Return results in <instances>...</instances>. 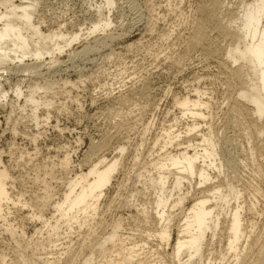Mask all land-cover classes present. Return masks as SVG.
I'll use <instances>...</instances> for the list:
<instances>
[{"label": "bare ground", "instance_id": "bare-ground-1", "mask_svg": "<svg viewBox=\"0 0 264 264\" xmlns=\"http://www.w3.org/2000/svg\"><path fill=\"white\" fill-rule=\"evenodd\" d=\"M36 4V1L15 4L14 0H0V10L5 8V12L0 11L2 78L5 74L1 72H27L41 66L45 60L41 64L38 61L44 59L45 54L62 53L86 35L83 30L42 32L34 18ZM103 4L94 11L95 19L87 32L88 36L103 33L95 39L96 43L116 37L113 33H106L113 23L104 13L114 5V1L103 0ZM243 8V13H240L237 8L226 5L224 0H200L196 6L198 22L193 27L185 53L173 63L185 64L198 50L204 59L214 60L220 65L231 97L228 110L241 117L240 123L244 125L243 128L239 123V130H242L248 144L245 149L247 158L227 150L225 145L228 143L219 138L212 123L208 125L209 122H205L207 130L203 129L200 121L208 117L205 110L210 109L209 102L195 90L193 95L187 94L175 100L182 116L162 128V136L153 140L150 159L136 173V182L141 189L130 196L128 207L137 208L134 217L140 228L136 230L138 234L121 232L124 229L121 218L110 225L109 232L98 233L99 228H103L98 218L100 201L121 170L117 156L108 159L105 154L98 155L99 151L110 149L109 141L100 136L98 140H91L86 152L89 158L98 157L89 161L87 171L67 179L63 201L52 200L53 195L46 186L41 203L44 209L30 216L33 220L45 222L43 228L36 230L41 235L38 240H34V236L24 239L25 236H19L18 231L11 227L14 224L10 211L19 209L23 201L10 193L8 170L0 168V228L5 227L19 246L24 243L33 250L31 259L23 258L13 264H77L79 259L83 260L81 264H224L228 256L231 262L226 264H264V251L257 259L247 254L255 224L244 217L247 211L254 213L258 196L264 194V163L256 160L252 146L253 134L264 143V0H245ZM48 40L54 43L52 49L46 48ZM58 40L64 43L60 45ZM225 41L227 43L222 44ZM133 45L130 43L126 47ZM83 48L85 52L90 51L88 46ZM26 60L36 62L30 64ZM50 60L56 63V58L51 57ZM2 78L0 99H5L8 92L3 88ZM64 82L67 84L69 81ZM54 84L48 81L45 85L36 83L29 87L25 103L31 104L30 117L36 125L50 119L49 108L55 103L47 95ZM40 89L44 94L39 92ZM147 90L151 91L148 85ZM14 93L17 100L23 96L20 83ZM129 98L121 96L119 103ZM41 107L46 110V117L39 114ZM186 117L191 121L184 123L186 126L182 128L185 132L179 131L181 118ZM152 126L153 122L145 124L146 132H150ZM115 149L122 154L126 147L117 146ZM70 154H64L59 161L64 170L72 164ZM1 157L0 154V163ZM139 160L140 155L137 154L136 162ZM253 180L260 185H253ZM138 194L147 198L140 206L135 203ZM24 206L22 204L20 210H24ZM49 207L55 214L46 219L44 210ZM75 233L82 235L76 248L68 244V249L58 248L64 243H58L62 239L74 241L71 236ZM221 242L226 244L223 245L226 255L221 254L222 248L219 247L215 256L217 250L214 251V246L216 243L222 246ZM5 259L3 256V263H6Z\"/></svg>", "mask_w": 264, "mask_h": 264}, {"label": "rangeland", "instance_id": "rangeland-1", "mask_svg": "<svg viewBox=\"0 0 264 264\" xmlns=\"http://www.w3.org/2000/svg\"><path fill=\"white\" fill-rule=\"evenodd\" d=\"M32 1L37 2L34 18L42 32L49 34L52 30H83L86 35L70 47L64 45V52L55 53L56 56L45 54L46 57L38 61L40 64L45 62L37 68L33 67L27 72H1L5 74L4 78H0L8 95L0 99V168L8 170L10 193L16 198L20 197L26 207L20 210V204L19 209L10 211L14 227L11 222L10 225L18 231L19 236H25L24 239L34 236V240L41 236L36 230L43 228L44 220H33L30 216L44 209L41 203L46 186L53 195L52 200L63 201L67 179L87 171L91 163L89 161L102 154L108 159L118 157L121 170L116 173L113 183L106 188L105 196L100 201L98 218L103 228H99L98 233L101 235L109 232L110 225L121 218L125 225L121 232L138 234L136 230L140 228L134 217L137 208L128 207V201L132 199L130 196L141 189L136 182V173L150 159L153 140L162 136V128L182 116L175 100L187 94L193 95L195 90L200 91L202 98L209 102L210 109L205 110L208 117L200 121L203 129L207 130V123H212L219 138L228 143L226 149L247 158L245 149L248 144L242 130H239L241 117L228 110L231 97L220 65L214 60L204 59L198 50L193 52L191 60L185 64L173 63V60L185 53L193 27L198 22L196 6L200 0H113L114 5L104 13L113 23L106 33H113L116 37L114 40H106V43L95 41L102 32L87 35L95 19L94 11L98 6H104L103 0H14L15 4ZM224 1L229 7L243 13L245 0ZM0 11L5 12V8ZM47 42L46 48L52 49L54 43H50V40ZM58 43L62 45L64 42L58 40ZM130 43L134 45L127 48ZM226 43L222 42L224 45ZM87 46L90 51L85 52L83 47ZM51 57L56 58V63L51 62ZM32 61L25 62H36ZM48 81L55 83L47 95L48 98L51 96L49 99L55 104L49 108V121L36 125L30 117L31 104L25 103V99L29 87L36 83L45 85ZM64 81L69 82L65 84ZM18 83L24 91L19 101L14 93ZM147 85L151 91L147 90ZM39 92L43 93L44 90L40 89ZM121 96L131 98L119 103ZM23 106L26 107L24 110ZM42 108L39 114L44 117L47 112ZM181 119L183 121L178 130L185 132L182 127L191 119ZM148 122H153L150 132L144 128ZM100 136H105L109 141L110 149L99 151L93 158L87 157L91 140H98ZM257 137L253 134L252 146L255 148L256 160L264 163V143ZM142 143L144 146H141ZM117 146H125L124 153L118 154V149H115ZM68 152L71 153L72 164L64 170L59 161ZM137 154L140 155L139 162H136ZM256 184L260 185L253 180V185ZM262 187L264 190V185ZM262 195L258 196L259 202L254 213L247 211L244 214L245 219L255 224L252 243L247 251L255 259L264 251ZM145 198L138 194L135 197L136 205L144 203ZM53 214L55 212L52 207L44 210L46 219ZM79 236L73 234L71 237L74 241L62 239L58 243L64 242L63 247L58 248L68 249V245L76 248L82 235ZM217 245L214 246V251L217 250L215 256L219 253V247L222 248L221 254L226 255L223 246L226 244L222 243L223 247ZM252 245L254 247L250 250ZM32 255V248L24 243L19 246L5 227L0 228V264L21 262L23 258L31 259ZM3 256L6 263H3ZM80 261L83 262L79 259L77 264H81ZM228 261L230 256L224 264Z\"/></svg>", "mask_w": 264, "mask_h": 264}]
</instances>
